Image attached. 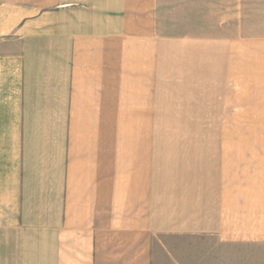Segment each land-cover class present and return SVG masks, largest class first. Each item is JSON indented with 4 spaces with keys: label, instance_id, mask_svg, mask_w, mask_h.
<instances>
[{
    "label": "crops",
    "instance_id": "1",
    "mask_svg": "<svg viewBox=\"0 0 264 264\" xmlns=\"http://www.w3.org/2000/svg\"><path fill=\"white\" fill-rule=\"evenodd\" d=\"M260 247L264 0H0V264Z\"/></svg>",
    "mask_w": 264,
    "mask_h": 264
},
{
    "label": "rangeland",
    "instance_id": "2",
    "mask_svg": "<svg viewBox=\"0 0 264 264\" xmlns=\"http://www.w3.org/2000/svg\"><path fill=\"white\" fill-rule=\"evenodd\" d=\"M236 257L232 256L231 264H264V247L248 248Z\"/></svg>",
    "mask_w": 264,
    "mask_h": 264
}]
</instances>
